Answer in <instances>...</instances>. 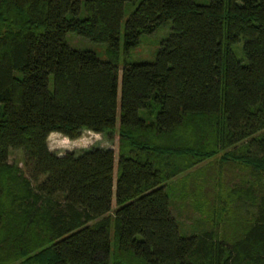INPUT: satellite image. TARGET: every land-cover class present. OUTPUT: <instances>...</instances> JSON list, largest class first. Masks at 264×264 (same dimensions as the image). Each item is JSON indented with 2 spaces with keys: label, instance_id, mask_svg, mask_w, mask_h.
<instances>
[{
  "label": "trees",
  "instance_id": "16d2710c",
  "mask_svg": "<svg viewBox=\"0 0 264 264\" xmlns=\"http://www.w3.org/2000/svg\"><path fill=\"white\" fill-rule=\"evenodd\" d=\"M167 23L153 61L119 73V48ZM117 102L114 179L111 149L49 150L114 131ZM216 157L256 209L235 242L180 232L166 192ZM263 192L264 0H0V264H264Z\"/></svg>",
  "mask_w": 264,
  "mask_h": 264
},
{
  "label": "rangeland",
  "instance_id": "374dc122",
  "mask_svg": "<svg viewBox=\"0 0 264 264\" xmlns=\"http://www.w3.org/2000/svg\"><path fill=\"white\" fill-rule=\"evenodd\" d=\"M195 2L204 3L207 0H195ZM130 11L131 9L126 6L123 21ZM169 32L170 28L167 23L160 26L150 35H142L138 44L126 53H123L121 48H119L117 55L119 73L124 61L127 63L152 62L160 41ZM65 41L73 49L89 50L100 60H110L103 44H92L71 33L65 36ZM237 57L241 58V55ZM118 118L119 108L117 102L114 131L104 134H93L83 130L80 132L79 138L74 141H68L57 134H51L48 138V148L57 155H62L67 151L79 154L82 151L93 148L111 149L114 155V179L118 152ZM21 161L22 152L20 150L9 153V164L17 169H22ZM243 174V169L236 166L232 167V164L229 163L221 164L220 158L216 157L197 165L190 172L183 173L168 182L166 192L170 200V209L180 232L188 235L192 232L214 229L213 233L216 234L218 239H224V241L233 240L232 242H235L246 228L245 222H252L253 215L256 212L254 207L249 206L248 201H238L235 196L229 194L233 185L238 184V181L244 178L242 177ZM212 196V202L214 203L211 206ZM113 207L114 205L112 204ZM212 210L215 212L214 215L211 213ZM2 242L4 241H0V243ZM0 251L2 253H0V257H4V251L2 249ZM6 264H16V261H8Z\"/></svg>",
  "mask_w": 264,
  "mask_h": 264
}]
</instances>
